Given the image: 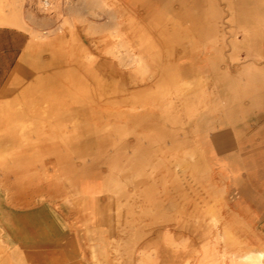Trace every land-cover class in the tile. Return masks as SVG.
Returning <instances> with one entry per match:
<instances>
[{
    "label": "rangeland",
    "instance_id": "obj_1",
    "mask_svg": "<svg viewBox=\"0 0 264 264\" xmlns=\"http://www.w3.org/2000/svg\"><path fill=\"white\" fill-rule=\"evenodd\" d=\"M44 4L21 0L17 14L4 1L0 13L42 30L45 39L37 41L61 40L63 56L64 43L71 49L69 81L52 83L68 95L67 145L60 147L68 159L1 163L16 176L1 182L9 193L0 194V218L31 213L38 230L61 237L50 218L77 217L63 207L91 187L101 223L76 226L91 264H194L206 247L222 264L221 255L236 250L233 242L240 253L260 250L253 248L259 226L252 218L264 209V97L247 80L262 61L254 43L264 41V0ZM226 234L231 239L223 240Z\"/></svg>",
    "mask_w": 264,
    "mask_h": 264
},
{
    "label": "crops",
    "instance_id": "obj_2",
    "mask_svg": "<svg viewBox=\"0 0 264 264\" xmlns=\"http://www.w3.org/2000/svg\"><path fill=\"white\" fill-rule=\"evenodd\" d=\"M4 1L11 3L12 12L18 14L21 0H0ZM3 6L5 4L1 7ZM8 17L18 18L19 15ZM41 31L33 25L0 24V164L3 165L5 162H63L68 159L67 153L60 148L67 145V142H63V138L67 137L63 129L69 112L68 95L62 90L53 91L52 85L53 82L69 81L67 46L64 47L63 56L59 51L62 50L61 40L37 41L34 35ZM254 50L260 55L256 61H262L255 63L257 73L252 80L247 81L259 92L258 96L264 97V41L255 42ZM9 153L12 158L1 159ZM33 166L36 167L35 164ZM29 171L33 172L29 177L36 176L34 170ZM7 176L15 177L16 174L6 175L0 169V194L9 193L1 183ZM7 206L9 210H20L8 204ZM33 208V201H29L27 209ZM63 209L71 214L75 213L77 217L67 218L61 223L50 218L52 224L61 230V237L50 236L44 234L43 230H38L37 219L31 213L24 215L22 221L16 217L15 212L8 213L7 218L1 217L0 264H91L85 259L82 243L84 236L80 233L82 230L76 229L84 215L73 205H66ZM3 214H6L5 210ZM252 223L259 226V230L253 232V248L263 249L264 209L261 206L253 212ZM61 225L64 226L63 229L60 228Z\"/></svg>",
    "mask_w": 264,
    "mask_h": 264
},
{
    "label": "bare ground",
    "instance_id": "obj_3",
    "mask_svg": "<svg viewBox=\"0 0 264 264\" xmlns=\"http://www.w3.org/2000/svg\"><path fill=\"white\" fill-rule=\"evenodd\" d=\"M14 1V0H13ZM56 2H57V0H56ZM96 3V2H95ZM46 4H44V6H45ZM103 5V4H102ZM35 6H37V5H35ZM51 6V5H50ZM54 7V6H53ZM52 7V8H53ZM100 7V6H99ZM51 8V9H52ZM104 9V8H103ZM44 10V9H43ZM46 10V9H45ZM44 10V11H45ZM50 10V9H49ZM93 12H95V11H93ZM0 24L1 25H13V26H22V25H24L22 22H21V20H19V19H17V18H13V17H8V16H2L1 14H0ZM64 26V25H63ZM60 30V29H59ZM56 30H54L53 32H55ZM58 32V31H57ZM114 33V32H113ZM39 33H37V34H35L34 36H35V38L36 39H45V38H43V37H41V36H39L38 35ZM53 34H55V33H53ZM57 35V34H56ZM58 37H59V35H57ZM89 36V35H88ZM110 36V35H109ZM113 36H115V35H113ZM111 37H112V33H111ZM54 39V38H53ZM104 40V39H103ZM117 40H119V39H117ZM110 42H111V39H110ZM94 43V42H93ZM114 43V42H113ZM118 43H119V41H118ZM121 43V42H120ZM69 44H70V42H69ZM112 45H114V44H112ZM67 46L69 47V45L67 44ZM119 46V45H118ZM64 47H65V43H64V45H63V49H64ZM67 48V47H66ZM80 48V47H79ZM82 48V47H81ZM97 48V47H96ZM118 48V47H117ZM68 50V52H67V57L68 58H73V55H72V53L70 52V50L71 49H69V48H67ZM116 49V48H115ZM128 49V48H127ZM111 50V49H110ZM113 50V49H112ZM109 51V50H108ZM82 52V51H81ZM102 52V51H101ZM116 52V51H115ZM143 52V51H142ZM104 53V52H103ZM105 53H107V51L105 52ZM83 54V53H82ZM118 54V53H117ZM124 54V53H123ZM125 55H127L126 53H125ZM113 56H114V54H113ZM113 56L111 57V58H113ZM116 56V55H115ZM129 56V55H128ZM137 56V55H136ZM81 57V56H80ZM88 57H90V56H88ZM94 57V56H93ZM93 57H91V58H93ZM97 57V56H96ZM125 57V56H124ZM90 58V59H91ZM89 59V60H90ZM105 59V58H104ZM117 59V58H116ZM123 59V58H122ZM80 60V59H79ZM119 60V59H118ZM125 60V59H124ZM130 60V59H129ZM129 60H128V62H129ZM112 61V60H111ZM117 61V60H116ZM120 61V60H119ZM133 61H136L135 62V64L137 65V66H140V64H141V59H134ZM86 62V61H85ZM99 63V61L97 60V64ZM118 63V62H117ZM95 64V63H94ZM83 65V64H82ZM86 65V64H85ZM102 65V64H101ZM103 65H104V63H103ZM102 65V66H103ZM129 65V64H128ZM111 66V65H110ZM92 67H94L93 65H92ZM106 67V66H105ZM114 67V66H113ZM96 68V67H95ZM97 68H99V66L97 67ZM111 68V67H110ZM109 68V69H110ZM126 69V68H125ZM140 70H141V68H139ZM86 70V69H85ZM84 70V71H85ZM105 70V69H104ZM113 70H114V68H113ZM117 70V69H116ZM119 70V69H118ZM129 70V69H128ZM96 71H97V69H96ZM102 71H103V68H102ZM101 71V72H102ZM122 72V71H121ZM113 73V72H112ZM118 73V72H117ZM125 73H126V71H125ZM86 74V73H85ZM102 74H103V72H102ZM119 74H121V73H119ZM111 75V74H110ZM122 75H123V73H122ZM105 76V75H104ZM118 77V76H117ZM124 77V76H123ZM86 78V77H85ZM104 78V77H103ZM115 78V77H114ZM155 78V77H154ZM78 79V78H77ZM90 79V78H89ZM93 80V79H92ZM91 81V80H90ZM108 81H109V79H108ZM113 81H116V80H112V82ZM77 82H78V80H77ZM93 82V81H92ZM91 82V83H92ZM99 82H100V80H99ZM107 82V81H106ZM79 83H81V82H79ZM94 83V82H93ZM78 84V83H77ZM84 84V83H83ZM110 84H111V81H110ZM147 85V84H146ZM79 86H80V84H79ZM84 87V86H83ZM118 88V87H117ZM85 89V88H84ZM89 89V88H88ZM111 89V88H110ZM77 90V89H76ZM93 90V89H92ZM86 91V90H85ZM91 92V91H90ZM93 93H94V91H93ZM88 94V93H87ZM95 95V94H94ZM100 95V94H99ZM79 96V95H78ZM89 96H91V95H89ZM83 97V96H82ZM86 97V96H85ZM107 97V96H106ZM86 98H88V97H86ZM123 98V97H122ZM94 99H96V98H94ZM90 100V99H89ZM107 100V99H106ZM109 100V99H108ZM119 100V99H118ZM102 101V100H101ZM103 101H104V99H103ZM158 101V100H157ZM80 102H81V105H83L84 103H82V101L80 100ZM106 102H108V101H106ZM118 102H120V101H118ZM89 103H90V101H89ZM111 103H112V101H111ZM114 103H117V99H116V102L114 101ZM121 103H122V101H121ZM120 103V104H121ZM94 104H95V102H94ZM97 104V103H96ZM101 104V103H100ZM91 105V104H90ZM99 105V104H98ZM113 105V104H112ZM74 106H77V105H74ZM109 107V106H108ZM112 107V106H111ZM119 108H120V106H119ZM118 108V109H119ZM125 109V108H124ZM111 111V110H110ZM156 111V110H155ZM103 112V111H102ZM112 113V112H111ZM111 113H109V114H111ZM102 114V113H101ZM100 114V115H101ZM98 116V115H97ZM11 117V116H10ZM99 117V116H98ZM93 118V117H92ZM97 119V118H96ZM107 119V118H106ZM71 120V119H70ZM102 120V119H101ZM68 121H69V119H68ZM75 122V121H74ZM8 123V122H7ZM118 123V122H117ZM140 123V125H141V121L139 122ZM113 124V123H112ZM13 125V124H12ZM68 125H69V123H68ZM72 125H74V124H72ZM136 125H138V124H136ZM144 125V124H143ZM94 126V125H93ZM119 126V125H118ZM122 126V125H121ZM14 127V126H13ZM57 127V126H56ZM65 127V126H64ZM99 127V126H98ZM66 128V127H65ZM69 128V127H68ZM141 128V127H140ZM10 129V128H9ZM51 129V128H50ZM56 129H58V128H56ZM62 129V128H61ZM67 129V128H66ZM13 130V129H12ZM76 130V129H75ZM110 130V129H109ZM119 129L117 128V131H118ZM121 130H123V128L121 129ZM121 130L119 131V132H121ZM20 132L22 131V130H19ZM24 131V130H23ZM56 131V130H55ZM111 131V130H110ZM52 132V131H51ZM68 132V131H67ZM105 132V131H104ZM112 132V131H111ZM110 132V133H111ZM113 132H114V130H113ZM125 132V131H124ZM71 133V132H70ZM127 133V132H126ZM137 133V132H136ZM63 134V133H62ZM97 134V133H96ZM116 134V133H115ZM65 135V134H64ZM63 135V136H64ZM70 135V134H69ZM95 135V134H94ZM109 136H112V135H110V134H108ZM119 135V134H118ZM124 135V134H123ZM48 136V135H47ZM62 136V137H63ZM44 137H46V136H44ZM66 137V136H65ZM143 137V136H142ZM14 138V137H13ZM38 138H39V136H38ZM49 138V137H48ZM114 138V137H113ZM126 137H124V139H125ZM29 139V138H28ZM41 139V138H40ZM46 138H44V140H45ZM60 139V138H59ZM58 139V140H59ZM101 139V138H100ZM99 139V140H100ZM109 139V138H108ZM115 139H116V136H115ZM143 139H144V137H143ZM58 140H57V142H58ZM76 140V139H75ZM137 140V139H136ZM138 140H139V138H138ZM38 141V139L36 140V141H34V142H37ZM46 141V140H45ZM49 141H51V140H49ZM48 141V142H49ZM62 141V140H61ZM115 141V140H114ZM41 142V141H40ZM44 142V141H43ZM52 142V141H51ZM55 142V141H54ZM64 142V141H63ZM120 143L122 142V140L121 141H119ZM125 142H126V139H125ZM47 143V142H46ZM43 144H45V143H43ZM114 144V143H113ZM116 144V143H115ZM122 144V143H121ZM128 144V143H127ZM123 145V144H122ZM122 145H121V147H122ZM125 145V144H124ZM115 146V145H114ZM68 147V146H67ZM70 147V146H69ZM113 147V146H112ZM128 147V146H127ZM126 147V148H127ZM125 149V148H124ZM8 150H6V152H7ZM15 151V150H14ZM72 151V150H71ZM9 152H11V153H13L11 150H9ZM8 153V152H7ZM11 153H9V154H5L1 159H10V158H12V156H11ZM15 153V152H14ZM68 153H70V152H68ZM16 154V153H15ZM71 154V153H70ZM13 155V154H12ZM73 155V154H72ZM147 155V154H146ZM99 156H100V154H99ZM134 157H136V155H133ZM143 156H145V154L143 155ZM14 157V156H13ZM65 157V156H64ZM128 157V156H127ZM132 157V156H131ZM130 157V158H131ZM15 158V157H14ZM46 158H48V157H46ZM84 158V157H83ZM129 158V157H128ZM127 158V159H128ZM148 158V157H147ZM145 159L144 157H143V161H145L146 162V160H148V159ZM21 159V158H20ZM45 159V158H44ZM80 159V158H79ZM126 159V158H125ZM135 159H137V157L135 158ZM134 159V160H135ZM139 159V158H138ZM145 159V160H144ZM19 160V159H18ZM81 160V159H80ZM124 160V159H123ZM141 160V159H140ZM53 161V160H52ZM116 161V160H115ZM132 161H133V159H132ZM139 161V160H138ZM148 162H149V160H148ZM117 163V162H116ZM137 163V162H136ZM156 163V162H155ZM56 165L58 164V163H55ZM113 164H115V162L113 163ZM33 165H34V163L33 162H30V163H27V165L26 166H28V167H33ZM52 165V164H51ZM55 165V166H56ZM104 165V164H103ZM109 165V164H108ZM149 165V164H148ZM118 166V165H117ZM127 166V165H126ZM112 168V167H111ZM123 168H124V166H123ZM47 168H45V170H46ZM118 169V168H117ZM107 170V169H106ZM116 170V169H115ZM120 170V169H119ZM119 170H118V172H119ZM85 171V170H84ZM43 172L45 173V171L43 170ZM42 172V173H43ZM114 172V171H113ZM41 173V174H42ZM107 173H109V172H107ZM106 173V174H107ZM115 173V172H114ZM113 173V174H114ZM120 173V172H119ZM155 173V172H154ZM112 175V174H111ZM127 175V174H126ZM54 176H55V174H54ZM58 176V175H57ZM114 178H115V176L117 177L118 175H112ZM25 177V176H24ZM26 178V177H25ZM41 178V177H40ZM46 178V177H45ZM104 178H105V176H104ZM103 178V179H104ZM131 178V177H130ZM133 178V177H132ZM46 179H48V177L46 178ZM50 179V178H49ZM60 180V179H59ZM116 180V179H115ZM67 181V180H66ZM112 181V180H111ZM70 182V181H69ZM114 182V181H113ZM117 182V181H116ZM118 183V182H117ZM124 183V182H123ZM3 184V183H2ZM127 184H128V182H127ZM69 185V184H68ZM74 185V184H73ZM121 185V184H120ZM123 185V184H122ZM3 186V185H2ZM46 186V185H45ZM67 186V185H66ZM71 187V186H70ZM6 188V187H5ZM24 188V187H23ZM53 188H54V186H53ZM54 190V189H53ZM69 190V189H68ZM72 190H73V188H72ZM107 190H109V189H107L106 188V191ZM48 191V190H47ZM71 191V190H70ZM118 191V190H117ZM55 192V191H54ZM62 192V191H61ZM74 192V191H73ZM77 192V191H76ZM52 193V192H51ZM75 193V192H74ZM143 193V192H142ZM148 193V192H147ZM36 195V194H35ZM51 195V194H50ZM62 195H63V193H62ZM72 195H74V194H72ZM82 195H84V201H83V203H82V201L81 202H79L78 201V198L77 197H79V196H82ZM43 197V196H42ZM49 197V196H48ZM64 197H66V196H64ZM77 197H76V199H77V202L78 203H75L74 201H75V195H74V197H72L71 199H69V200H67L71 205H74L77 209H79V211L82 213V214H85L84 215V221H83V226H88V225H91V226H98L99 225V223H101V212L98 210V208H96V206H95V189H93V188H91V187H84L83 189H80L79 190V192H78V194H77ZM100 197V196H99ZM128 197V196H127ZM34 198V197H33ZM46 198V197H45ZM51 199H52V196H51ZM80 199V198H79ZM74 200V201H73ZM142 200V199H141ZM51 201V200H50ZM66 201V202H67ZM130 201V200H129ZM20 202V201H19ZM65 202V203H66ZM21 203V202H20ZM32 203V202H31ZM57 203V202H56ZM91 203V205H89ZM29 205V204H28ZM50 205V204H49ZM89 205V206H88ZM20 206V205H19ZM54 207V206H53ZM65 207V206H64ZM63 207V208H64ZM68 208H70V207H68ZM114 208V207H113ZM53 209V208H52ZM58 209V208H57ZM120 210V209H119ZM119 212V211H118ZM58 216V215H57ZM71 216V215H70ZM122 218V217H121ZM147 220V219H146ZM158 220V219H157ZM155 222V221H154ZM152 223H150V225H151ZM149 225V226H150ZM153 225V224H152ZM156 225V224H155ZM64 228V227H63ZM76 230V229H75ZM132 231V230H131ZM88 232V231H87ZM76 233V232H75ZM74 236V235H73ZM144 236V235H143ZM231 239V237H230V235L229 234H226L225 236H224V238H223V240H226V239ZM67 239V238H66ZM69 239V238H68ZM80 240V239H79ZM1 242V241H0ZM77 242V241H76ZM232 245H234L235 247H236V250L234 251V252H232L231 254H229L228 256H227V254H226V252H224V254L223 255H221V263L222 264H225V261H226V259H228V263L227 264H264V248L263 249H260V250H251V251H248V252H245V253H240V247L238 246L239 244L237 243V242H233V244ZM18 250V249H17ZM76 250H77V248H76ZM209 248H204L203 250H202V254H201V256H200V258H199V260H197L194 264H219L218 263V261L217 260H215V259H213L212 257H211V255H210V253H209ZM150 251V250H149ZM133 252H134V250H133ZM80 253V252H79ZM22 257V256H21ZM145 257V256H144ZM13 258V257H12ZM93 258H96V253H93ZM11 262H13V259H12V261ZM17 264V263H16ZM186 264H190L189 262L188 263H186Z\"/></svg>",
    "mask_w": 264,
    "mask_h": 264
},
{
    "label": "built area",
    "instance_id": "obj_4",
    "mask_svg": "<svg viewBox=\"0 0 264 264\" xmlns=\"http://www.w3.org/2000/svg\"><path fill=\"white\" fill-rule=\"evenodd\" d=\"M44 3L47 5V3H48V0H44Z\"/></svg>",
    "mask_w": 264,
    "mask_h": 264
},
{
    "label": "water",
    "instance_id": "obj_5",
    "mask_svg": "<svg viewBox=\"0 0 264 264\" xmlns=\"http://www.w3.org/2000/svg\"><path fill=\"white\" fill-rule=\"evenodd\" d=\"M5 209L9 210L8 208H5ZM9 211H10V210H9Z\"/></svg>",
    "mask_w": 264,
    "mask_h": 264
}]
</instances>
